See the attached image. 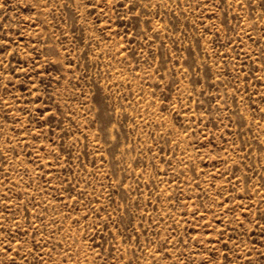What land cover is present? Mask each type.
Wrapping results in <instances>:
<instances>
[{"label":"rangeland","instance_id":"rangeland-1","mask_svg":"<svg viewBox=\"0 0 264 264\" xmlns=\"http://www.w3.org/2000/svg\"><path fill=\"white\" fill-rule=\"evenodd\" d=\"M0 40V264H264V0H0Z\"/></svg>","mask_w":264,"mask_h":264},{"label":"snow or ice","instance_id":"snow-or-ice-1","mask_svg":"<svg viewBox=\"0 0 264 264\" xmlns=\"http://www.w3.org/2000/svg\"><path fill=\"white\" fill-rule=\"evenodd\" d=\"M6 45L5 42L3 40H0V52L4 51ZM6 103V101H5ZM223 207V205H221ZM200 215H203V213H200ZM0 228H2V224H0ZM223 235V230H221V236ZM7 250V249H5ZM211 259V258H210Z\"/></svg>","mask_w":264,"mask_h":264}]
</instances>
